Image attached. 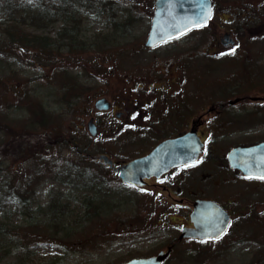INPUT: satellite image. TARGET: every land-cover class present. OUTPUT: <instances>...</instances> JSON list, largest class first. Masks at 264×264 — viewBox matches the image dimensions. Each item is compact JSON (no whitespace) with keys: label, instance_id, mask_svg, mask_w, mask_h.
Wrapping results in <instances>:
<instances>
[{"label":"rangeland","instance_id":"rangeland-1","mask_svg":"<svg viewBox=\"0 0 264 264\" xmlns=\"http://www.w3.org/2000/svg\"><path fill=\"white\" fill-rule=\"evenodd\" d=\"M154 1L78 0L69 10L73 14L71 22L79 30L74 42L76 49L64 46L48 63L34 50L14 61L6 58L5 62L0 55V78L11 72L16 75L7 80L6 87L1 85L0 92V107H11L0 120V124L4 122L8 127L0 131V149L7 155H0V185L4 184L0 186L4 188L0 189V224L7 226L0 231V264H121L131 257L150 256L165 247L158 239L159 229L140 226L138 219L135 222L133 218L137 208L151 201L119 188L113 174L102 165L93 167L85 157L87 153L94 155L106 148L111 153L118 151L116 137L106 139L103 129L108 125L107 119L111 123L120 121H115V114L106 118L97 113L95 101L105 97L116 109L124 103L135 110L140 100L137 91L147 92L152 84L166 91L168 99L163 108L170 106L173 96L183 97L184 104L190 102L198 110L197 118L205 115L207 121L211 119L216 123L214 132L217 126H225L226 132L221 130L223 135L216 138L212 147L209 156L212 162L192 180L189 191L197 192L199 198L216 199L232 210H252L255 218L253 222L248 220V224L238 222L235 241L223 243L222 247L209 244L198 249L199 245L178 243L167 264H264V189L233 181L227 171L231 179L225 176L218 180L220 173L215 163L233 146L264 139V113L253 110L249 103L235 104L241 95L264 96V55L258 57L252 50L256 66L245 68L243 65L250 56L251 44L264 46V29L261 32L248 29L252 19L254 25L251 26L264 27L261 5L264 0H216V16L208 28L194 32L185 40L150 50L145 48L144 41L150 29ZM21 2L27 9L28 3H38L37 0ZM227 9L246 13L238 22L231 15L234 23L229 22V29H224L216 23L220 22L221 14L223 19L228 18ZM1 15L0 12V20ZM15 15L22 16L21 13ZM66 21L64 16L48 25L37 26L30 18L22 26L34 34L56 39ZM238 23L241 26L236 28ZM232 28L239 31L238 34L231 31V38L242 45L235 62L217 65L212 58L202 55L197 61V45H205L204 51L213 55L214 44L220 43V37L225 39V33ZM254 49H261L264 54V47ZM236 64L238 67L234 68ZM61 71L68 72L67 80L57 74ZM228 73L232 77L231 85L224 87ZM216 77L225 79L224 83L213 82ZM140 82L145 87L138 90L136 86ZM197 90L199 103L193 96ZM75 96L76 104L67 107ZM223 97L232 100L226 103ZM220 100L226 103L224 108L234 111L223 110L214 117L209 111ZM91 116L100 125V136L93 141L95 144H91L87 130ZM42 119L49 124L39 127ZM24 129L40 131L26 135ZM46 130L51 131L43 135ZM201 131L206 135V128ZM75 144L85 150L83 155L76 152ZM134 148L135 144L129 143L124 146V154L133 152ZM46 157L53 159L48 161ZM79 161L78 168L76 162ZM208 171L213 178L202 182V175H208ZM88 177L99 181L100 188L83 189ZM75 186L80 188L75 191ZM87 196L95 197L104 213L82 220L81 204L86 203ZM56 204L63 206L64 214H59L60 208L55 211ZM63 225L68 226L64 231L59 228ZM170 231L175 232V229ZM242 234L246 241L238 240L237 235ZM194 249L201 253L199 258L194 257Z\"/></svg>","mask_w":264,"mask_h":264},{"label":"flooded vegetation","instance_id":"flooded-vegetation-1","mask_svg":"<svg viewBox=\"0 0 264 264\" xmlns=\"http://www.w3.org/2000/svg\"><path fill=\"white\" fill-rule=\"evenodd\" d=\"M213 2L214 9H216L215 6L217 5V2L216 0H213ZM261 5H263L264 11V1L261 2ZM239 9L237 11L230 10L229 12L227 9V12L225 13L229 15L228 18L223 19V14H221L219 16L220 22L216 24L218 26L222 25V28L224 29H229V22L230 25L234 23L230 20L231 15L234 16V20H236L235 22H238L237 19H240L239 17L241 15H245L246 12L240 11ZM213 21L214 20L211 22ZM253 21L254 20L252 19L251 23L249 24V31L251 32L253 29H257L258 32H261L264 27L261 26V24H259L257 27L251 26L254 25L252 23ZM211 22L208 23L207 28L211 25ZM239 26H241L240 23L236 24V28ZM236 28L235 30L232 28L230 31H227V33H225L226 38L224 39L223 37H220V43L214 44L213 55L208 53V50L204 52L203 47L205 48V45H197L199 48L197 50V61H200V55H202L206 56L207 58H212V62H217V65H220L222 62L226 61H230L232 63L235 62L236 58L239 56V53L237 52L242 46L238 40L231 38V31H233L234 34L239 31L236 30ZM257 47L264 46L262 43H254L250 45V56L248 59L246 58L245 62L243 63L245 68L248 66H256L257 62L255 57L251 55L252 50L256 52L258 57H262L264 55L261 53L262 48L254 49ZM201 60H203V58ZM226 67L229 68L228 66ZM236 67H238L237 64L234 68ZM225 79H227V82L225 83L224 87L227 85L230 86L232 80L230 73H228ZM225 79L216 77L213 78V82L218 80V83L220 84L219 81L224 83L223 80ZM184 83H186V81ZM172 84L171 86L174 87V83ZM152 86L154 85L152 84L148 87L147 92L140 93L137 91L136 96L140 97V100H138V102L135 104V110L129 109L130 107L124 103L122 106L120 104L121 107H118L120 109H116L117 106L112 102H110L111 108L109 110H96V112L100 115H106V118L110 114H115V121H120L117 123H111V121L107 119L108 125H106L103 129L106 139L116 137L118 151L116 153H111L110 149L106 148L105 151L95 152L93 156L89 157V161L92 163L91 165L93 167H95L94 165H102L107 169V172L113 174L117 180H114L116 182L115 184L119 188L131 191L137 195H140L141 197L143 196L145 197L146 201H151V203H145V205L141 206L140 209L137 208L135 212L137 211L138 215L136 212L137 217L134 215L133 218L135 222H137L136 220L138 219L139 222L137 223L140 226L152 228L154 230L159 229L158 239L161 243H163V245H165V247H162V249L159 251L166 250L173 246L171 254L172 256L178 243H202L205 245L214 244L218 246L220 245V247L223 246L221 245L223 243L230 244L232 241H235L234 237L237 234L235 233V229H237L236 226L238 222L242 221L248 224V220L253 222L255 219L254 215L252 214V210H240L239 208H234L232 210L228 208L227 205L216 199L199 198V194L197 192L189 191L192 180H194L196 176L200 175V170L204 171L205 168L212 162L209 159L210 154L212 155V147L216 143V138L220 137V135H223L221 134V130L222 132H226L225 126H217V132H214L213 128L216 126V123L211 119L207 121L205 119V115H201L197 118L196 114L198 113V110H196L193 107V104L190 102L184 104L182 101L183 97L179 98L178 96L171 95V97H174L172 98V103L170 106L163 108L162 106L166 104V100L168 99V96L164 93L166 91L164 89H159V87L157 90L152 91L150 90ZM201 86L204 88V79L201 80ZM143 87L144 86L141 85L138 86L139 89ZM175 94L179 95L178 92ZM193 96L197 99L196 103H199V90H197ZM239 97V101H237L235 104L249 103L251 107H254L253 110L255 109V111L264 113V96L241 95ZM221 99L226 103L232 100H226L224 97ZM222 100L218 102V105H214V107L209 111V113H214V117L217 114H221L223 110L226 111L228 109L227 113L234 111L230 108H224L226 103ZM253 110H250L249 112L252 113ZM90 118H93L95 121L93 116ZM95 123L98 129V137L90 139L91 144H95L93 141H96L100 136V125L96 121ZM105 124L107 123H104V125ZM203 128H206L207 130L206 135H204V132L201 131ZM191 131L196 133L197 138H188V135ZM180 140L181 142H179ZM261 142H264V139L249 145L258 144ZM129 143L135 144V148L133 152L127 153L125 155L124 146L128 145ZM200 145L202 150L199 155L198 151L200 149ZM233 147H231L223 157H219L218 161L215 162L219 169V173L223 176L221 178L220 174H217L218 180L224 179L225 176H231L233 179L230 177L229 178L233 181L247 182L252 186L255 185L264 189V179L248 176L241 170L233 169L229 165L227 154ZM75 148L79 155H83L82 150L78 148L76 144ZM100 154H106L110 160H112V164H106L103 160L93 158L94 156ZM150 154H152V162L150 164H140L137 169V171L139 170L138 173L134 175L130 174L133 180H138V178L141 176L143 184L133 183V181L130 183L129 180L128 182H125L122 180V178H120V172L116 171V168L124 167L131 161L142 159L149 156ZM226 171L229 176L227 175ZM207 174L208 175H202V179L200 178L203 180L202 182L213 178L211 171H208ZM97 176H99V173ZM127 177L129 179V176ZM197 200H209L215 202L224 211H226L230 216L228 228L224 234L219 237L204 239L188 237L179 240V237L184 229L192 230L195 228V223L192 220V214L194 211V203ZM236 202L237 200L231 203ZM258 219L259 217H256V220ZM170 229H175V232H171ZM238 236L239 241H246L243 239V234L237 235V237ZM159 251L153 253L152 255L157 254ZM171 256L163 264H167V262L171 259Z\"/></svg>","mask_w":264,"mask_h":264},{"label":"water","instance_id":"water-1","mask_svg":"<svg viewBox=\"0 0 264 264\" xmlns=\"http://www.w3.org/2000/svg\"><path fill=\"white\" fill-rule=\"evenodd\" d=\"M155 4L151 29L145 43L147 47H154L167 40L177 38L194 28L201 27L209 21L212 15L211 0H156ZM95 107L103 110L108 109L110 104L106 98H100L96 100ZM88 130L92 136L97 135V127L93 119L88 123ZM98 158L104 160L105 163L109 161L106 155H100ZM151 160L152 154L134 160L124 168L116 170H121L120 177L124 181L141 183V176L134 181L131 175L138 173L139 170L137 171V169L140 164H150ZM228 160L232 167L239 168L245 174L264 177V142L248 147L233 148L228 153ZM229 219L228 214L214 202L199 200L195 203L193 214L196 228L184 230L181 238L187 236L218 237L225 232ZM170 252L171 249L168 252H160L152 258L134 259L125 264H161Z\"/></svg>","mask_w":264,"mask_h":264},{"label":"trees","instance_id":"trees-1","mask_svg":"<svg viewBox=\"0 0 264 264\" xmlns=\"http://www.w3.org/2000/svg\"><path fill=\"white\" fill-rule=\"evenodd\" d=\"M77 1L78 0H37L38 2L37 5H32L31 3L30 4L28 3L29 8L27 9L23 7L21 0H0V12L2 13L1 16L3 17V19L0 20V55L3 57V60L5 62H7L6 58H10L11 61H14L16 59L18 60L19 56H22L34 50L35 54H37L38 56L45 57L46 60H48L47 61L48 63L51 59H54L56 55L60 53L61 50H63L64 46L68 47L69 49L75 48L74 46L76 45L74 42L76 41V38L79 35V30L76 29V25L71 22L73 21L72 19L73 14L69 10L73 5L72 3ZM15 13H21L22 16L17 17ZM64 16L66 17L67 21L63 25L61 32L57 34L58 37L56 39L53 37L51 38L48 35L34 34L29 30H25L24 27L22 26L30 18L33 21L34 25L40 26V25H48L49 23L53 21H57L60 18H63ZM74 22L77 23L76 21ZM32 53L33 52H31V54ZM14 74L15 72H11L6 77L0 78L1 93H2L1 85L6 87L7 80L12 78L13 76H16ZM57 74H60V76L61 75L64 76L66 80L69 78L68 72L62 73L61 71L58 72ZM57 76L59 75H56V77ZM53 78L54 77H50V79ZM73 84L74 83L72 82L71 87L74 86ZM76 101H77V97L75 96V100L71 101V103L67 104L66 106L72 107L76 104ZM10 109H11L10 105H2L0 107V120H3V115L6 112H9ZM2 123L3 124H0V131H4L8 129V127H5L6 126L5 123L4 122ZM42 124H49V123L47 120L42 119L40 120L39 127H41ZM24 130L25 132L23 130L22 132H24L26 135H36L40 131V129L39 130L24 129ZM32 130L34 131V133L31 134ZM48 131L51 130H46V132L43 135H45ZM3 151L4 149H0L1 156L4 154ZM4 155L7 156L6 153ZM52 159L53 157H46V160L48 161ZM76 164H79L78 165L79 168L81 166V161L76 162ZM58 167L60 166L58 165ZM99 184H100L99 181L93 180L92 178L88 177L87 179H85V187L83 189L87 191H91L98 187L100 188ZM2 185L4 184H1L0 186ZM75 188H76L75 191H77L78 188L80 187L75 186ZM0 189L3 190L4 188L0 187ZM85 202H86L85 204L83 205L81 204L80 211H83V214L80 216V219L90 220L92 216L96 214L99 215L100 211H101L100 213H104L101 207L102 204L100 205L96 204L95 197L87 196L85 197ZM62 207L63 206L60 204H56L53 206L55 211L57 208L61 209ZM59 214H64L63 209L59 211ZM53 226H56V223H54ZM6 227H7L6 224L1 223L0 231H3ZM67 227L68 226L65 225L59 226V228L62 231L67 229ZM65 235L68 236L67 233H65ZM196 250L197 249L193 251L194 256L200 255L201 253L197 252Z\"/></svg>","mask_w":264,"mask_h":264},{"label":"snow or ice","instance_id":"snow-or-ice-1","mask_svg":"<svg viewBox=\"0 0 264 264\" xmlns=\"http://www.w3.org/2000/svg\"><path fill=\"white\" fill-rule=\"evenodd\" d=\"M233 51H234V49H233ZM260 178L264 179V177H260Z\"/></svg>","mask_w":264,"mask_h":264}]
</instances>
